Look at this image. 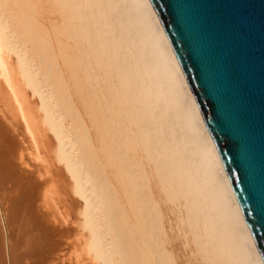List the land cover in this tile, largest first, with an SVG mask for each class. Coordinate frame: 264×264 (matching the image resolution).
<instances>
[{
	"label": "bare ground",
	"instance_id": "1",
	"mask_svg": "<svg viewBox=\"0 0 264 264\" xmlns=\"http://www.w3.org/2000/svg\"><path fill=\"white\" fill-rule=\"evenodd\" d=\"M35 96L85 232L59 222ZM65 248L67 264H262L148 0H0V264Z\"/></svg>",
	"mask_w": 264,
	"mask_h": 264
},
{
	"label": "water",
	"instance_id": "2",
	"mask_svg": "<svg viewBox=\"0 0 264 264\" xmlns=\"http://www.w3.org/2000/svg\"><path fill=\"white\" fill-rule=\"evenodd\" d=\"M264 264V0H148Z\"/></svg>",
	"mask_w": 264,
	"mask_h": 264
},
{
	"label": "rangeland",
	"instance_id": "3",
	"mask_svg": "<svg viewBox=\"0 0 264 264\" xmlns=\"http://www.w3.org/2000/svg\"><path fill=\"white\" fill-rule=\"evenodd\" d=\"M30 90L32 91V89H28L29 92ZM32 99L30 101L34 102V104L36 103L37 110L38 109L40 110L39 112L42 116L41 120L43 119L42 121L44 122L45 119L43 117L45 116L43 115L42 110L40 109L41 107L39 105L40 103L38 98L35 96ZM44 124L47 125L45 126L47 127L45 128L47 130L46 133L45 134L42 133V137H40V143L42 148L41 153L44 154L47 161V165H49L47 166L50 168L49 175L51 174L52 178L55 179V181L58 184L59 196L55 202H58L56 203V206L58 205L57 208L58 210L60 209L59 211H61L66 221L64 223V221H62L60 218L59 222L61 225L63 224L62 226L64 229L73 228L76 229L77 231L85 232L86 231L84 225L85 213H86L85 204H84L85 202L80 196L79 190L75 185V182L71 179L67 171L68 169L66 165V158L62 156L63 152L65 151L64 146L61 143H59L58 136L55 134L52 125L50 124V126L48 127V124L46 122H44ZM27 167L29 170L33 169L31 165L30 166L28 165ZM65 249L66 250H64L63 252L64 256L62 257L63 261L67 258V253H68V248ZM88 259H89L88 257L86 259V256H84L82 257V259L80 258L78 262L81 261L79 264H99V263L102 264V262L99 259L98 260H93L92 258L91 260ZM96 261H99V263H96ZM67 263L68 262L66 260L63 262V264H67Z\"/></svg>",
	"mask_w": 264,
	"mask_h": 264
}]
</instances>
